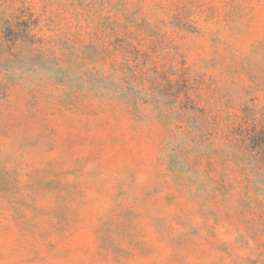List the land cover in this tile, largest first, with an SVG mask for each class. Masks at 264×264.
<instances>
[{
	"label": "rangeland",
	"instance_id": "1",
	"mask_svg": "<svg viewBox=\"0 0 264 264\" xmlns=\"http://www.w3.org/2000/svg\"><path fill=\"white\" fill-rule=\"evenodd\" d=\"M0 264H264V0H0Z\"/></svg>",
	"mask_w": 264,
	"mask_h": 264
}]
</instances>
